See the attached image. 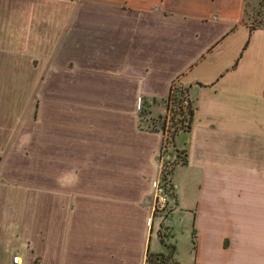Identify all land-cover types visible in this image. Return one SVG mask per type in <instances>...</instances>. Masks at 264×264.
<instances>
[{
    "label": "crops",
    "instance_id": "0c3cea01",
    "mask_svg": "<svg viewBox=\"0 0 264 264\" xmlns=\"http://www.w3.org/2000/svg\"><path fill=\"white\" fill-rule=\"evenodd\" d=\"M80 1L101 9L97 49L106 69L113 57L120 64L127 52L134 62L145 54L153 80H165L161 91L153 85V95L165 94L177 78L191 100L190 123L180 130L182 142L175 140L183 149L171 171L175 205L168 200L151 217L136 210L132 220L120 208L111 220L108 204L71 205L98 216L32 227L6 206L0 264H147L148 252L168 258L156 264H264V27L243 22L246 0H0L5 106L15 69L24 68L31 52L55 50L65 5ZM92 44L86 45L91 52ZM104 78L113 80L109 70ZM101 180L108 182L110 174ZM74 190L95 196L87 183Z\"/></svg>",
    "mask_w": 264,
    "mask_h": 264
},
{
    "label": "rangeland",
    "instance_id": "374dc122",
    "mask_svg": "<svg viewBox=\"0 0 264 264\" xmlns=\"http://www.w3.org/2000/svg\"><path fill=\"white\" fill-rule=\"evenodd\" d=\"M65 7L66 24L55 50L31 52L7 85L12 98L6 106L0 101V211L11 206L18 221L31 227L98 216L69 210L71 205L108 204L111 220L118 208L128 220L139 217L136 210L151 217L157 180L168 186L169 205H175L171 171L183 157L176 144L190 123L186 110L192 103L180 104L186 93L177 78L169 80L165 94L153 95V85L161 91L165 80H153L145 54L134 62L127 52L120 64L113 57L106 69L97 49L100 7L83 1ZM243 22L264 27V0H246ZM92 43L91 52L86 45ZM108 70L113 80H105ZM104 174H110L108 182L101 180ZM85 183L95 196H76L74 189L83 190ZM162 227L158 233L164 237Z\"/></svg>",
    "mask_w": 264,
    "mask_h": 264
},
{
    "label": "built area",
    "instance_id": "2783aa9c",
    "mask_svg": "<svg viewBox=\"0 0 264 264\" xmlns=\"http://www.w3.org/2000/svg\"><path fill=\"white\" fill-rule=\"evenodd\" d=\"M180 104L183 108H188L191 106V100L187 95H185L181 98ZM171 194V191L168 192V186L165 184V182L157 180L154 184V198L152 203L153 212L164 210L167 206L169 198L172 197ZM12 259L14 262H18L20 255L15 253L13 254Z\"/></svg>",
    "mask_w": 264,
    "mask_h": 264
},
{
    "label": "trees",
    "instance_id": "16d2710c",
    "mask_svg": "<svg viewBox=\"0 0 264 264\" xmlns=\"http://www.w3.org/2000/svg\"><path fill=\"white\" fill-rule=\"evenodd\" d=\"M255 27L257 26H250V29H254ZM170 96L168 97L167 100H169ZM173 98L170 99V101H172ZM166 100V101H167ZM174 100V99H173ZM192 106L189 107L186 111L189 113V115L191 116L192 115ZM161 256V257H160ZM160 257V258H159ZM166 256L160 252L158 253H151V252H148L147 253V264H156V263H159V262H165L166 259Z\"/></svg>",
    "mask_w": 264,
    "mask_h": 264
}]
</instances>
